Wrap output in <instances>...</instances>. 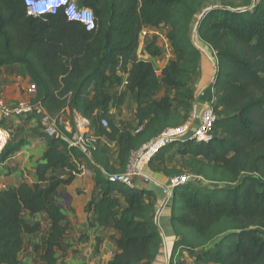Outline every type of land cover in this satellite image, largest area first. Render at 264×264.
<instances>
[{
  "label": "trees",
  "instance_id": "16d2710c",
  "mask_svg": "<svg viewBox=\"0 0 264 264\" xmlns=\"http://www.w3.org/2000/svg\"><path fill=\"white\" fill-rule=\"evenodd\" d=\"M196 0H77L90 9L96 29L87 32L70 22L59 9L54 14L29 16L24 0H0V66L19 64L35 87L34 102L50 114L67 110L94 123L98 138L90 159L59 139L39 133L47 148L36 163V182L0 190V264H17L25 249L23 234L40 230L23 213L44 212L50 222L45 264H56L55 251L67 235L68 223L59 206V188L74 180L71 160H84L94 173L98 196L86 212L101 228H113L118 253L108 264H150L163 247L162 232L153 218L150 192L130 188L110 176L125 174L132 154L165 130L180 126L172 107L181 97L193 96L188 83L200 60L190 35V21L199 10ZM210 7V8H209ZM196 23L200 40L215 53L213 111L218 117L206 143L178 144L184 170L216 184L203 190L189 184L173 192L171 225L176 240L167 264H264V0L248 9L211 5ZM168 28L174 58L157 78L151 62L135 56L143 28ZM151 58L160 53L145 47ZM118 70L119 74L109 70ZM126 76V90L136 101L137 128L108 118L119 109L126 94H109L108 85L119 86ZM166 94L155 99L159 85ZM99 115L93 119V113ZM107 118L108 128L99 126ZM118 145V167L110 164L108 148L100 139ZM25 141L7 147L0 165L20 151ZM168 146L161 157L168 153ZM7 169V168H6ZM170 176L178 174L165 170ZM45 185V186H43ZM180 189V190H178ZM119 195L125 207L112 195ZM100 240H96L98 252Z\"/></svg>",
  "mask_w": 264,
  "mask_h": 264
},
{
  "label": "crops",
  "instance_id": "0c3cea01",
  "mask_svg": "<svg viewBox=\"0 0 264 264\" xmlns=\"http://www.w3.org/2000/svg\"><path fill=\"white\" fill-rule=\"evenodd\" d=\"M238 2V1H237ZM215 4V3H214ZM212 4V6L214 5ZM218 6H226L233 9H248L251 6V0H243L241 4L232 3V0L222 1ZM210 8V7H209ZM199 51L200 60L197 68L190 77L188 88L193 96L190 114L181 123V125H188L191 129L198 124L197 116L200 114L210 102L215 100L209 90V85L212 82L214 74V55L211 48L203 43L195 32L193 35ZM137 52H141L139 48ZM145 58H141L138 53L136 57L138 60L147 61V56L143 52ZM119 74L118 70L111 69L109 74ZM0 78L7 81L9 88L6 89L5 97L0 98L12 102V97L18 99L20 96L17 93L19 80L28 81V86L33 85L32 81L24 74L22 67L19 64L9 66H0ZM126 76L123 75V81L119 86L108 85L109 94H126L131 98L133 117L136 110L135 99L126 90ZM162 91L165 88L162 84ZM11 95V96H9ZM26 93H24L25 97ZM159 99L157 95L154 97ZM116 109H110L111 113ZM112 111V112H111ZM100 111L96 110L93 113V119L99 115ZM60 123L68 121L72 116L65 110L57 115ZM135 119V117H134ZM138 123L135 120L133 128H137ZM12 137L18 135L19 138L25 141V145L16 153L15 159L8 158L3 165H0V190L8 187H16L22 182L32 184L36 182L34 168L36 163L42 158L47 143L39 137V130L33 122L27 121L17 123L10 127ZM92 133H94L92 131ZM100 144L108 148V157L110 164L118 167V145L114 142H109L106 138L100 139ZM165 150L159 153L152 161H150L143 168V174L129 177L128 184L131 188L143 189L150 192L149 197L145 201L151 204L153 218L158 224L163 235V247L158 257L150 264H167L166 257L168 256L166 244L170 241H175V233L172 228L170 217L172 215L171 198L166 201L164 194V186L168 185L171 178L169 173L165 170L172 171V166L168 163V157L171 153L178 154V145H171L168 153L164 154ZM112 155V156H111ZM73 168L79 167L80 174L74 178L72 183L68 186L59 188L58 202L64 203L62 208L66 216L68 229L66 237L61 241L60 246L55 251L56 264H108L109 261L118 253L115 238L118 233L113 228H101L95 222V217L86 212V206L91 199L98 196L99 190L95 185L94 173L84 160H71ZM7 168V169H6ZM68 169L60 172L61 176L68 173ZM148 176L150 180H146ZM45 186V185H43ZM62 195V196H61ZM119 200L121 207H125L123 199L117 195H112ZM24 220L33 225H38L40 230L33 234H23L22 239L25 243V249L18 255L17 264H45L40 261L39 255L43 254L45 250V240L50 231V222L44 212L30 215L28 212L23 213ZM101 242L98 245V252L95 251L96 240Z\"/></svg>",
  "mask_w": 264,
  "mask_h": 264
},
{
  "label": "built area",
  "instance_id": "2783aa9c",
  "mask_svg": "<svg viewBox=\"0 0 264 264\" xmlns=\"http://www.w3.org/2000/svg\"><path fill=\"white\" fill-rule=\"evenodd\" d=\"M259 0H251V6L253 7ZM26 6V12L29 16L41 17L46 14H54L59 9L63 10L64 16L70 22H77L81 24L87 32L94 31L96 29V21L93 12L85 7H80L77 0H24ZM167 32L163 34L162 30L156 28H143L140 36L156 39L157 51L160 55L157 58H151L143 49V52L147 56V61L151 62L157 78L161 79V71L168 64L170 60L174 58L173 51L170 43L167 39ZM151 35V36H150ZM155 42V43H156ZM139 40L135 56L138 51ZM164 52L165 60H161L162 53ZM215 57V53L213 52ZM137 58V57H136ZM214 76L217 71V62L214 58ZM158 65V68H156ZM214 77L209 85V90L214 94ZM35 87L34 85L28 86L25 97L21 99L9 102L0 98V154L8 145L11 140L12 134L10 127L17 123L33 122L38 128L39 133L46 137L61 140L68 149H78L84 157L90 159L91 148L97 142L98 138L92 133L90 123L82 116L74 113L68 121L60 123L57 115L48 113L40 103L34 102ZM213 100L200 112L197 116V122L195 128L191 129L188 125H182L180 127L169 128L165 130L158 138L151 140L147 144L143 145L139 150L135 151L132 156L125 176L129 177L143 174V168L150 161H152L159 153L165 150L168 146L176 143H183L191 141L195 143H206L210 139L209 132L217 121L218 117L213 111ZM110 118V113H108ZM103 128H108L107 118L101 119L98 123ZM15 155L10 157V160L15 159ZM75 161V160H74ZM74 177L80 174V168H73V171H68ZM121 176H110L114 181L120 180ZM146 180H150L148 176H145ZM202 178L192 176H176L170 178L168 185L164 186V194L166 195V201L173 197V192L176 188L182 185L192 182H200ZM129 187L130 185L127 184ZM131 188V187H130ZM168 261V256L166 257Z\"/></svg>",
  "mask_w": 264,
  "mask_h": 264
},
{
  "label": "rangeland",
  "instance_id": "374dc122",
  "mask_svg": "<svg viewBox=\"0 0 264 264\" xmlns=\"http://www.w3.org/2000/svg\"><path fill=\"white\" fill-rule=\"evenodd\" d=\"M222 1H227V0H196L195 2V7H200L199 10L195 13V15L193 16V18L191 19L190 21V25H189V31H190V35L191 37H193L194 33L196 32V23H197V20L199 19L200 15L202 14V12L204 11L205 8H208L209 6H211L212 4H219L221 3ZM238 1V2H237ZM241 1L243 0H232V3H235V4H241ZM160 30H162V32H164L163 34H165V32H167V29L166 27H161L159 28ZM151 36V35H150ZM156 42V39L152 37V40L150 41V37L149 38H144L142 37V35L140 36L139 38V47L138 49L140 48L141 49V52H137L139 54V56L141 58H145V56L143 55V49L148 45V44H153V48L155 50H157V48L154 46V45H157V42ZM165 55L164 52L162 53V57H161V60H165ZM158 68V65L157 67ZM214 77V74L212 76V79ZM19 86H18V89H17V93L19 94V98L18 99H21L22 97H24V93L27 92V89H28V81H24L23 79H20L19 80ZM9 84L7 83V81L3 80L0 78V94H2V97H5V92H6V89L9 88ZM166 94H168L171 98L174 97V92H171V91H166L164 90V92L162 91V87L159 85L158 87V90L156 92L155 95L158 96V98H162L164 97ZM11 96V95H9ZM12 97V96H11ZM16 97H12L11 100L15 101V100H18V99H15ZM191 106H192V100L187 102L185 101V99H183V97H181L179 100L177 101H174L173 102V111L176 113V114H179L180 116V123H183V121L187 118V116L190 114V111H191ZM112 112V111H111ZM110 118L114 121H116L117 123H120L122 125H125V126H128L130 128H133V124L135 122V119L133 117V109H132V103H131V98H128L126 96L125 98V103L124 105L119 108V109H116L114 110L111 115H110ZM90 123V122H89ZM94 126H96L94 123L90 124V128L92 129ZM180 126H182L180 124ZM178 126V127H180ZM19 141H22L21 138L18 137V135H15L13 137H11V140L9 141L7 147H10L12 146L13 144L19 142ZM178 145V143H176ZM170 156L168 157V163L172 166V171H175V172H178V174H174L175 176L173 177H176V176H192L191 174L187 173L184 168H183V162H184V158H182L179 154L177 153H170L169 154ZM112 156V155H111ZM172 175H171V178H173ZM190 187L192 188H200V189H203V190H208V189H212V188H215L216 187V184L215 183H212V182H209V181H205L203 179H201L200 182H190L188 183ZM180 190V189H178ZM175 202V198L172 197L171 198V204H173ZM170 222H171V217H170ZM173 246H174V241H170L169 242V245L167 246L166 244V251L168 253V255L171 254L172 252V249H173ZM184 260L187 264H196L194 262V260L190 257H188L187 255L184 254Z\"/></svg>",
  "mask_w": 264,
  "mask_h": 264
},
{
  "label": "water",
  "instance_id": "95a60500",
  "mask_svg": "<svg viewBox=\"0 0 264 264\" xmlns=\"http://www.w3.org/2000/svg\"><path fill=\"white\" fill-rule=\"evenodd\" d=\"M208 10H209V9H206V10H204V12H207ZM110 180H112V179L110 178ZM120 180H121L122 182L128 184V178H127V177H125V176H121V177H120ZM61 196H62V195H61ZM59 206H60V207H64L65 205H64V203L60 202V203H59Z\"/></svg>",
  "mask_w": 264,
  "mask_h": 264
}]
</instances>
